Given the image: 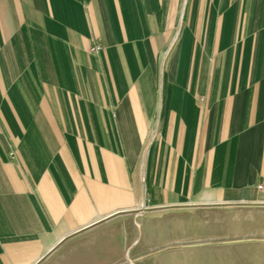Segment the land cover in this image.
<instances>
[{
    "label": "crops",
    "instance_id": "1",
    "mask_svg": "<svg viewBox=\"0 0 264 264\" xmlns=\"http://www.w3.org/2000/svg\"><path fill=\"white\" fill-rule=\"evenodd\" d=\"M214 190L264 203V0H0V264H136Z\"/></svg>",
    "mask_w": 264,
    "mask_h": 264
},
{
    "label": "rangeland",
    "instance_id": "2",
    "mask_svg": "<svg viewBox=\"0 0 264 264\" xmlns=\"http://www.w3.org/2000/svg\"><path fill=\"white\" fill-rule=\"evenodd\" d=\"M205 202L145 209L157 211L138 218L149 256L135 263L264 264V203L232 190L211 191Z\"/></svg>",
    "mask_w": 264,
    "mask_h": 264
},
{
    "label": "built area",
    "instance_id": "3",
    "mask_svg": "<svg viewBox=\"0 0 264 264\" xmlns=\"http://www.w3.org/2000/svg\"><path fill=\"white\" fill-rule=\"evenodd\" d=\"M101 48H102V46L100 44H95L91 47V52L92 53H98Z\"/></svg>",
    "mask_w": 264,
    "mask_h": 264
}]
</instances>
